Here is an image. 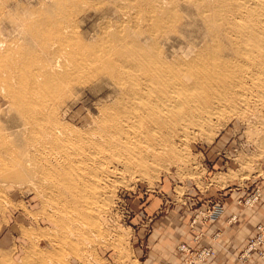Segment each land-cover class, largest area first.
<instances>
[{
    "label": "rangeland",
    "instance_id": "374dc122",
    "mask_svg": "<svg viewBox=\"0 0 264 264\" xmlns=\"http://www.w3.org/2000/svg\"><path fill=\"white\" fill-rule=\"evenodd\" d=\"M263 4L0 0V264H173L211 201L264 194Z\"/></svg>",
    "mask_w": 264,
    "mask_h": 264
},
{
    "label": "crops",
    "instance_id": "0c3cea01",
    "mask_svg": "<svg viewBox=\"0 0 264 264\" xmlns=\"http://www.w3.org/2000/svg\"><path fill=\"white\" fill-rule=\"evenodd\" d=\"M239 199H242L241 196L237 199L233 196L228 198L233 203L231 207L228 208L226 203L215 220L203 221L204 227L199 224L196 229L190 224L185 233V242L193 241L201 233L195 245L215 246L216 256L204 264H264V259L258 251H252L247 261L236 259V256L242 254L255 237L258 225L264 224V194L256 205L247 208L241 206ZM232 215H237V219L230 221ZM262 248L264 249V246ZM171 262L181 264L177 247H175V259Z\"/></svg>",
    "mask_w": 264,
    "mask_h": 264
},
{
    "label": "built area",
    "instance_id": "2783aa9c",
    "mask_svg": "<svg viewBox=\"0 0 264 264\" xmlns=\"http://www.w3.org/2000/svg\"><path fill=\"white\" fill-rule=\"evenodd\" d=\"M252 194H250L245 199H239V203L246 206H254L262 196V191L260 188L256 190H252ZM225 199H218L215 202H212V205L208 204L207 212L202 213L201 220H215L219 213L222 211L223 207L226 204ZM200 215H197L196 218L192 221V227L196 229V226L199 224L198 218ZM237 219V215H232L230 221H234ZM199 233L193 241L184 242L177 246V251L181 256V264H204L208 262L210 259L216 256V249L214 245H195V242L200 237ZM264 224H260L257 227V233L255 237L251 240L247 249L238 256L240 261H247L250 258V254L252 251H258L260 256L264 259Z\"/></svg>",
    "mask_w": 264,
    "mask_h": 264
},
{
    "label": "bare ground",
    "instance_id": "6f19581e",
    "mask_svg": "<svg viewBox=\"0 0 264 264\" xmlns=\"http://www.w3.org/2000/svg\"><path fill=\"white\" fill-rule=\"evenodd\" d=\"M245 4V3H244ZM200 5V4H199ZM246 5V4H245ZM264 5V4H263ZM164 12V11H163ZM239 21H240V19H239ZM109 31H111V30H109ZM73 33V30H71V29H69V28H66L65 30H64V35L65 36H71V34ZM67 34V35H66ZM51 47H53V48H55V47H57V44H56V42H53V43H51ZM60 48H61V50H72V55L74 54V53H76V51H77V49L75 48V47H73V46H69V45H63V44H61L60 45ZM75 50V51H74ZM66 53V52H65ZM69 53H70V51H69ZM63 54V53H62ZM61 54V55H62ZM67 54V53H66ZM66 56V55H65ZM75 56V55H74ZM63 58H65V57H63ZM54 59V58H53ZM66 59V58H65ZM85 59H87V58H85ZM83 60V59H82ZM64 61V60H63ZM62 61V62H63ZM84 61V60H83ZM87 61V60H86ZM86 61L85 62H81V63H85L86 64ZM89 61H90V59H89ZM60 61L58 60V59H55V60H52V61H49L48 63H47V65L45 66H42V67H40V70H39V72L37 71V75H34V76H32L31 78H30V84L31 85H37L38 84V82H39V80H40V77H46L45 76V72H49V70L50 69H48L49 67L51 68H55V67H57V65H58V63H59ZM65 63L67 62L66 60L64 61ZM79 64V63H78ZM87 64H89L88 62H87ZM86 64V65H87ZM84 65V64H83ZM82 65V66H83ZM86 65H84V66H86ZM49 66V67H48ZM42 68L44 69V71L42 70ZM80 68H81V65H80ZM48 69V70H47ZM34 70V69H33ZM30 71V70H29ZM54 71V70H53ZM122 71V70H121ZM31 72V71H30ZM35 72V71H34ZM33 73V71L31 72V74ZM125 73V72H124ZM123 73V74H124ZM156 72H151V70H149V69H146V70H144L143 72H141V74H140V76L141 75H143V76H145V77H143L141 80L143 81L142 82V87L143 88H145V90L143 91V94H144V96L146 95L148 98L149 97H151V93H152V90H153V88L157 85V86H159L160 84H165L166 82H167V80L166 79H163L162 81H159V80H154V79H152L151 77H150V75H152V77L154 76V77H156V75L157 74H155ZM121 74H122V72H121ZM47 75V74H46ZM53 75V74H52ZM52 75H49V78H51L50 76H52ZM125 75V74H124ZM126 77H127V79H130L131 78V76H134V74H131V73H127V75H125ZM135 77V76H134ZM157 78V77H156ZM42 80V79H41ZM53 81V80H52ZM46 83V82H45ZM44 83V84H45ZM40 84V83H39ZM126 85V84H125ZM28 86H30V85H28ZM196 86H199L198 84H196ZM122 87V86H121ZM26 88V87H25ZM31 88V87H30ZM41 89H42V87H41ZM43 91H44V89H43ZM158 93V92H157ZM22 94V93H21ZM161 94V93H160ZM22 96V95H21ZM25 96V95H24ZM28 97H29V95H28ZM37 97V96H36ZM35 97V98H36ZM23 98V97H22ZM34 98V97H33ZM147 98V99H148ZM24 100H25V98H24ZM149 100H151V98L150 99H148V101ZM27 101V100H26ZM39 101V100H38ZM25 102V101H24ZM23 102V103H24ZM27 103H28V101H27ZM50 104V103H49ZM25 107H26V105H24ZM27 106L29 107V105L27 104ZM38 106V105H37ZM148 114V113H147ZM33 115H34V113H33ZM150 116H152L151 114H148V118L150 119V118H153V117H150ZM36 117H37V119H36ZM35 118H34V120H33V123H34V126H35V124H39V119L38 118H40V117H38V116H36ZM143 118V116H141L140 117V119H142ZM161 118V116H159V118L157 119L158 121H162V120H159ZM30 127V126H29ZM36 127V126H35ZM106 127V126H105ZM107 128V127H106ZM47 132H49L50 133V136H52V137H58L59 136V134H62L61 133V130H60V128H58V126H51L48 130H46ZM106 131V130H105ZM104 132V131H103ZM95 135V134H94ZM100 138V137H99ZM103 141V140H102ZM124 169V168H123Z\"/></svg>",
    "mask_w": 264,
    "mask_h": 264
}]
</instances>
